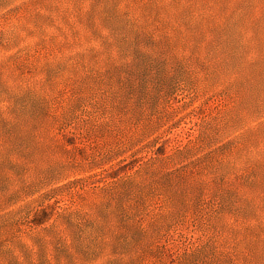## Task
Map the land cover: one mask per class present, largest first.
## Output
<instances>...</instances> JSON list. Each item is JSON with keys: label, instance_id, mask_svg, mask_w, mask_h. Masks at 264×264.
Here are the masks:
<instances>
[{"label": "rangeland", "instance_id": "374dc122", "mask_svg": "<svg viewBox=\"0 0 264 264\" xmlns=\"http://www.w3.org/2000/svg\"><path fill=\"white\" fill-rule=\"evenodd\" d=\"M0 264H264V0H0Z\"/></svg>", "mask_w": 264, "mask_h": 264}]
</instances>
